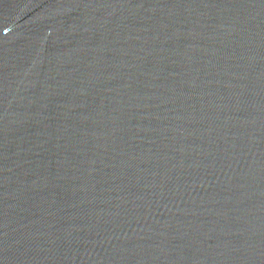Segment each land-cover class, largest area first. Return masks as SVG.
I'll use <instances>...</instances> for the list:
<instances>
[{
  "label": "water",
  "instance_id": "obj_1",
  "mask_svg": "<svg viewBox=\"0 0 264 264\" xmlns=\"http://www.w3.org/2000/svg\"><path fill=\"white\" fill-rule=\"evenodd\" d=\"M0 264H264V0H0Z\"/></svg>",
  "mask_w": 264,
  "mask_h": 264
}]
</instances>
